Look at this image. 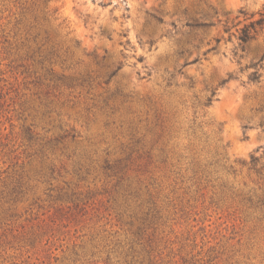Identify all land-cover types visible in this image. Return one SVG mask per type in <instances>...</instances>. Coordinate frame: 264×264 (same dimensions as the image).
<instances>
[{"label": "rangeland", "instance_id": "374dc122", "mask_svg": "<svg viewBox=\"0 0 264 264\" xmlns=\"http://www.w3.org/2000/svg\"><path fill=\"white\" fill-rule=\"evenodd\" d=\"M263 8L0 0V264H264Z\"/></svg>", "mask_w": 264, "mask_h": 264}, {"label": "trees", "instance_id": "16d2710c", "mask_svg": "<svg viewBox=\"0 0 264 264\" xmlns=\"http://www.w3.org/2000/svg\"><path fill=\"white\" fill-rule=\"evenodd\" d=\"M243 14L245 16V23L239 26L241 24V21H239V23L235 25V26H238L237 27V37L239 40V44H238L239 50L235 51V54L239 56L240 59H244L245 57L247 44L251 41L257 40L261 33L264 34V8L261 9L258 13L249 14L247 12H244ZM189 25L192 27L196 26L195 24H189ZM201 25H206V23H203ZM230 30L231 28L226 29V31H230ZM261 48H262V51L260 49L259 52L261 51L262 53H260L259 59L251 60L245 65L244 68H242V70L252 69V71L249 73V79L252 82H260L263 76L264 45ZM240 50L243 53H239ZM119 65L120 66L118 67V70L122 67V64H119ZM118 70H115L111 75H114L115 73H117ZM233 76L234 75L231 74L229 78L224 79L219 85H224ZM216 92H217V88H214L212 91V95L205 102L206 105L212 104L213 99L216 95ZM260 159H261L260 156L253 155L251 157L252 168L256 169L257 171L259 170L258 165H259Z\"/></svg>", "mask_w": 264, "mask_h": 264}]
</instances>
